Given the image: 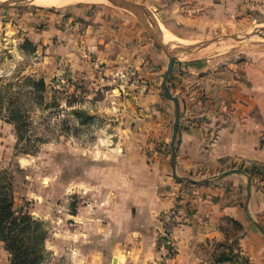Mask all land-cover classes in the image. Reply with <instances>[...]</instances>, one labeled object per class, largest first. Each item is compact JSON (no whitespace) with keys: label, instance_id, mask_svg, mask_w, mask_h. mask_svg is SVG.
Returning a JSON list of instances; mask_svg holds the SVG:
<instances>
[{"label":"crops","instance_id":"0c3cea01","mask_svg":"<svg viewBox=\"0 0 264 264\" xmlns=\"http://www.w3.org/2000/svg\"><path fill=\"white\" fill-rule=\"evenodd\" d=\"M143 4L164 26L201 29L264 7V0ZM67 16L72 31L83 28L86 44L100 48L103 37L105 53L116 52L110 61L118 72L135 74L127 86L133 99L117 126L127 181L119 211L112 210L120 235L133 242L128 263L264 264V48L175 60L167 83L180 106L174 168V104L161 89L169 61L164 49L155 48L137 18L122 9L80 6ZM176 175L209 181L188 185ZM166 228L174 256L163 259ZM114 255L120 263L121 255Z\"/></svg>","mask_w":264,"mask_h":264},{"label":"rangeland","instance_id":"374dc122","mask_svg":"<svg viewBox=\"0 0 264 264\" xmlns=\"http://www.w3.org/2000/svg\"><path fill=\"white\" fill-rule=\"evenodd\" d=\"M127 1L176 59L229 57L264 48V7L232 14L214 27L181 24L172 29L143 0ZM80 6L126 11L154 47L163 50L131 9L108 0L56 6L0 0V184L16 211L40 223L45 234L42 264H129L133 242L120 235L112 218L119 214L112 212L119 211L127 181L117 126L119 113L133 99L127 86L135 74L113 67L116 52L105 53L103 37L100 48L88 45L81 26L72 31L66 24L68 12ZM165 33L172 42L165 41ZM42 78L47 91L41 100L32 80ZM11 101L22 111L25 137L20 143L15 125L7 120ZM114 254L121 255L120 263ZM0 264H11L3 242Z\"/></svg>","mask_w":264,"mask_h":264},{"label":"trees","instance_id":"16d2710c","mask_svg":"<svg viewBox=\"0 0 264 264\" xmlns=\"http://www.w3.org/2000/svg\"><path fill=\"white\" fill-rule=\"evenodd\" d=\"M32 85L41 93V100L44 99V93L47 91L45 80H32ZM9 105L10 115L7 120L15 125L20 143L25 137L22 111L15 102L11 101ZM5 189V186L0 184V242L4 243L5 249L11 255V264H42L45 234L41 231L40 223L29 214L16 211Z\"/></svg>","mask_w":264,"mask_h":264},{"label":"water","instance_id":"95a60500","mask_svg":"<svg viewBox=\"0 0 264 264\" xmlns=\"http://www.w3.org/2000/svg\"><path fill=\"white\" fill-rule=\"evenodd\" d=\"M21 1H24V0H18V2H21ZM108 1H110L111 3H113L114 5H116L120 8L126 7L128 9H131L134 12V14L138 17L140 22H142L144 24V26L149 29L150 32H152L156 41L168 53V60L169 61H168L167 69L163 75V81L161 84V89H162L163 95L168 100L172 101L174 104V123H173L172 137H171V142H170V150H171V158H172L173 166L175 168L176 167V142H177V136H178L179 122H180V106H179L178 98L175 97L174 95H172V93L169 90L167 83H168L169 76H170V74L173 70L174 64H175L176 55L172 51L168 50V48L165 46L162 38L159 37L158 33L156 34V32H154L150 28V25H148V23H146V21L141 16V13L138 11L137 6H135V4H133L132 2L127 1V0H108ZM158 30H159V34L161 36H163L162 30L160 28ZM177 178L180 181H187V182H190L192 184H202V183H207L209 181V180L196 181L194 179H190V178H186V177H179V176H177Z\"/></svg>","mask_w":264,"mask_h":264},{"label":"built area","instance_id":"2783aa9c","mask_svg":"<svg viewBox=\"0 0 264 264\" xmlns=\"http://www.w3.org/2000/svg\"><path fill=\"white\" fill-rule=\"evenodd\" d=\"M168 231L169 229L166 228V231H164L162 238H160V245H161L160 249L163 250V259L172 258L174 256L173 248L168 243H166L165 240V238H167V235L169 234Z\"/></svg>","mask_w":264,"mask_h":264},{"label":"bare ground","instance_id":"6f19581e","mask_svg":"<svg viewBox=\"0 0 264 264\" xmlns=\"http://www.w3.org/2000/svg\"><path fill=\"white\" fill-rule=\"evenodd\" d=\"M77 0H32V3L37 4V5H52V6H56V5H60L63 3H67V2H75ZM163 32V31H162ZM164 34V33H163ZM165 41L170 43L172 42V39L170 37H168L165 33ZM219 51V50H218ZM217 51V52H218ZM214 53V52H213Z\"/></svg>","mask_w":264,"mask_h":264}]
</instances>
